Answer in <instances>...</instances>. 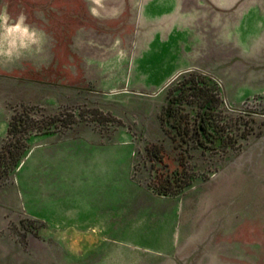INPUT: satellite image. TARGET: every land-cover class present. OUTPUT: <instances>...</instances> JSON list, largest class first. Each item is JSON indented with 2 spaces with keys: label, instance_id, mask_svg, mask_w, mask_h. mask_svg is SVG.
Returning <instances> with one entry per match:
<instances>
[{
  "label": "rangeland",
  "instance_id": "374dc122",
  "mask_svg": "<svg viewBox=\"0 0 264 264\" xmlns=\"http://www.w3.org/2000/svg\"><path fill=\"white\" fill-rule=\"evenodd\" d=\"M230 2L225 11L223 5L203 10L209 16L219 11L216 18L231 27V15L247 7L239 25L221 35L228 46L212 58L199 57L203 67L189 71L216 81L222 100L218 116L250 132L238 150L195 153L187 170L194 175L192 185L171 199L150 184L166 170L163 163L169 171L177 166L159 115L166 88L178 74L156 89L138 88L134 77L160 72L174 56L164 60L153 54L138 59L135 69L134 53H129L117 73L107 79L100 73L107 80L103 86L76 69L71 53V36L87 16L81 0H0V28L22 22L23 47L30 39L38 44L27 60L30 69L24 60L19 70L0 67V97L12 96L5 98L12 113L23 108L37 122L55 120L52 133L29 138V149L13 172L0 173V264H194L198 231L215 216L221 219L219 234L225 232L226 218L233 220L228 237L235 244L264 238L259 232L264 231V0ZM87 21L94 24L92 18ZM204 21L196 24L203 27ZM153 144L165 153L163 163L152 167L145 147ZM95 145L128 149L129 174L140 193L123 219L111 216L116 226L108 232L68 230L97 224L92 197L112 199L119 189L113 175L95 176L79 159L83 146ZM115 203L109 212L117 210ZM137 210L139 217H128Z\"/></svg>",
  "mask_w": 264,
  "mask_h": 264
},
{
  "label": "crops",
  "instance_id": "0c3cea01",
  "mask_svg": "<svg viewBox=\"0 0 264 264\" xmlns=\"http://www.w3.org/2000/svg\"><path fill=\"white\" fill-rule=\"evenodd\" d=\"M81 1L85 5L87 16L71 36V53L75 56L76 69L86 71L89 77L91 75L92 81L96 80L105 86L104 80L110 73L119 71L117 69L119 61L122 64L128 59L129 53H134L132 64L135 69L140 68V65H135L138 59L151 58L153 54L163 57L164 60H172L169 55L174 56L171 61L172 65L165 62L160 72L156 70L157 72L149 75H142L140 72L135 74L134 80L138 82L140 89H156L168 83L169 80L171 81V78L182 71L203 67L199 57L212 58L213 53H223V48L228 46L229 40H223L221 35L225 34L226 37L234 27L233 25H239L247 12V7L234 17L228 12L233 19L232 26L225 27L226 23L224 24L222 19H217L215 16L219 14L217 13L219 11L214 9L212 13L214 16H209L203 10L204 8L210 9L211 6L223 5L222 8L225 11L231 3L230 0H227L228 3L219 5L211 4V0H207L206 3L201 0ZM124 14H126V19L122 22L120 17ZM87 17L92 18L94 24L89 26ZM201 20H205L203 27L198 26ZM197 21L200 22L196 24ZM4 26V29L0 28V67L12 71L15 68L19 70L22 67L21 60L27 63V60L31 59L32 48H38V44L30 39L23 47L22 38L26 37V32L23 30L22 22L16 21L10 29L7 28L6 23ZM199 39H201V44L198 46ZM245 45H238V47L243 48ZM199 47L201 48L198 52ZM164 55H168L169 58L165 59ZM27 64L30 69L29 62ZM100 73L106 74V79H100ZM8 97L12 96L3 94L0 97V147L8 129L9 117L12 115L8 107L9 102L5 99ZM128 152L126 147L83 146L79 159L82 161L85 159L89 170L95 176L113 175L112 178L115 179L119 189L112 199L108 196L92 197L90 203L97 211L99 219L97 224L86 228L76 224L68 230H97L99 233H105L114 225L116 226L111 216L122 219L125 217V208L130 209L140 193V185L129 174ZM169 197L175 198L174 196ZM113 202H116L117 210L109 212L111 210L109 205ZM139 216V210L128 215L132 218ZM220 220L215 216L210 226H201L198 231L200 235H197L195 239L193 263L248 264V258L254 257L255 261L251 260L250 264H262V260L258 262V259L264 257V238L261 237L259 241L249 242L247 240L245 243L235 244L228 237V231L233 230V220L227 217L222 230L225 232L219 234L217 224ZM259 232L261 235L264 234L262 230ZM254 250H257L256 254ZM260 253H262L261 256Z\"/></svg>",
  "mask_w": 264,
  "mask_h": 264
},
{
  "label": "trees",
  "instance_id": "16d2710c",
  "mask_svg": "<svg viewBox=\"0 0 264 264\" xmlns=\"http://www.w3.org/2000/svg\"><path fill=\"white\" fill-rule=\"evenodd\" d=\"M175 80V81H174ZM167 86L166 102L159 115L163 133L172 144L177 166L169 171L160 144L147 145L145 156L151 166L164 164L166 170L156 173L150 189L157 194L175 196L192 185L194 175L187 174L195 153L207 152L223 155L238 150L247 138L250 128H235L229 118L221 119L222 100L219 86L212 78L197 71H182ZM55 120L37 122L26 109L12 113L8 129L0 147V173L8 175L20 165L29 149L28 140L33 135L52 133Z\"/></svg>",
  "mask_w": 264,
  "mask_h": 264
}]
</instances>
